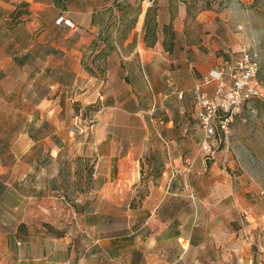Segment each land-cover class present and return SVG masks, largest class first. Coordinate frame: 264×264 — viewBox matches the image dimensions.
<instances>
[{
    "label": "crops",
    "instance_id": "1",
    "mask_svg": "<svg viewBox=\"0 0 264 264\" xmlns=\"http://www.w3.org/2000/svg\"><path fill=\"white\" fill-rule=\"evenodd\" d=\"M113 1L0 0V108L6 104L5 97L16 98L11 106L27 115L24 124L29 125L21 135L32 145L59 146L63 141L61 123L54 112L59 113L60 101L82 106L98 103L99 119L91 127L93 179L102 194L97 200L105 206L123 204L124 198L113 190L141 184L135 179L147 173L140 162L151 146V127L173 124L177 114L172 102L183 98L178 112L188 113L192 89L197 88L196 94L199 88L216 85L205 83L215 70L216 59L201 52L200 44H174L167 51L161 31L155 44L147 46L144 11L135 14L132 22L123 18V10L114 7ZM15 11L20 15L12 22ZM183 28V23L174 28L179 38L184 36ZM195 110L197 115V104ZM43 123L51 129H42ZM32 124L39 128L38 133H31ZM161 140L169 147V138ZM42 155L40 151L39 163ZM176 161L168 151L161 177L148 180L159 194L128 201L135 221L125 234L133 243L118 254L123 256V264H176L185 262L191 253H199L196 263L223 264L217 255L221 245L208 246L206 234L199 231L197 210L193 212L189 199L175 195L169 167ZM30 203L31 199L20 218L15 205L11 224H0V264L111 263V235H104L99 243L83 230L65 244L62 235L20 233L15 224L25 223ZM132 203L136 204L133 208ZM104 213L110 220L112 213ZM76 215L81 217L73 208V217ZM97 245L102 249L99 254ZM207 252L214 254L213 261L205 257Z\"/></svg>",
    "mask_w": 264,
    "mask_h": 264
},
{
    "label": "rangeland",
    "instance_id": "2",
    "mask_svg": "<svg viewBox=\"0 0 264 264\" xmlns=\"http://www.w3.org/2000/svg\"><path fill=\"white\" fill-rule=\"evenodd\" d=\"M207 2L212 7L207 8ZM112 5L126 12L124 19L132 22L140 10L146 13L150 8L148 27L156 23L159 35L161 25L169 24L166 31L164 29L165 49L174 44H200L201 52L215 57V69L226 60L235 61L244 51L248 52L258 65L255 84L264 91V0H114ZM181 23L184 36L179 38L174 28ZM148 33L150 42L153 37L149 28ZM196 89L193 88L187 98L188 113L178 112L183 98L178 102L174 100L172 105L177 116L173 124L151 127V146L140 162L147 173L135 179L141 182L139 186L135 183L128 189L113 190V194L123 197L124 201L122 205L112 206L97 200L102 194L93 179L95 155L91 127L99 119L101 106L98 103L82 106L62 99L59 113L54 114L61 123L59 133L63 141L59 146L32 145L21 135L29 128L24 124L27 115L11 106L16 98L5 97L6 104L0 108V213L4 214L0 216V224H11L10 215L15 214V205L20 218L31 199L25 223L16 221L15 224L22 234L31 230L51 237L62 235L66 244L83 230L99 239V243L104 235L130 233L135 220L133 211H128V201L159 194L147 182L150 177L152 181L161 177L169 151L172 159H177L169 167L175 181V195L189 199L193 212L197 210L199 231L206 234L208 246L221 245L222 250L217 254L220 261L223 264H262L264 99L245 101L229 124L227 137L216 136L212 141V155H207L200 148L202 130L195 110ZM199 89L209 95L215 90L214 87ZM160 136L165 140L169 138V147ZM39 150L44 154L41 163L37 159ZM190 162L193 167L188 172L185 167ZM143 181L146 184H142ZM73 208L81 217H73ZM104 212L112 213L110 220ZM95 247L99 254L102 249ZM198 255L188 254L185 262L176 264H202L195 262ZM204 255L213 261V253ZM122 260L123 256H113L111 263L106 261V264H123Z\"/></svg>",
    "mask_w": 264,
    "mask_h": 264
},
{
    "label": "built area",
    "instance_id": "3",
    "mask_svg": "<svg viewBox=\"0 0 264 264\" xmlns=\"http://www.w3.org/2000/svg\"><path fill=\"white\" fill-rule=\"evenodd\" d=\"M257 70L253 56L244 51L235 61L226 60L219 69L209 72L205 83H216L211 95L197 90V118L202 130L200 148L205 154L212 155V141L216 136L227 137L229 124L245 101L264 99L263 89L255 84ZM192 167L190 162L185 170L190 172Z\"/></svg>",
    "mask_w": 264,
    "mask_h": 264
},
{
    "label": "trees",
    "instance_id": "4",
    "mask_svg": "<svg viewBox=\"0 0 264 264\" xmlns=\"http://www.w3.org/2000/svg\"><path fill=\"white\" fill-rule=\"evenodd\" d=\"M116 2H118V0H116ZM206 7L207 8H209V7H212V5L209 3V2H207L206 3ZM20 15V12H13L12 13V16H11V18H12V22L15 20V19H17V17ZM149 15H150V8H148L147 9V11H146V13H145V23H144V41H145V44L147 45V46H153L154 44H155V42L157 41V24L155 23L154 24V26H152V27H148V22H149ZM122 16H123V18H125L126 16H127V14H126V12H124L123 14H122ZM169 27V24H166V25H164L163 27H162V33L165 35V31H166V29ZM148 28H149V32H150V30H151V32H152V40L150 41V42H148V39H149V33H148ZM164 29H165V31H164ZM175 31V30H174ZM172 34L171 35H174V32H171ZM165 42H166V36H165V39H164V44H165ZM172 46H170V47H168L166 50L167 51H172ZM252 99H254V100H256V98H251V99H249V100H247V102L248 101H250V100H252ZM31 128H30V130H31V133H38V131H39V128H37L36 126H34L33 124L30 126ZM42 129L43 128H45V129H48V124L47 123H43L42 124ZM133 243V239L130 237V236H127V235H124V236H114V238H113V242H112V246H113V248H112V253L114 254V256H117L118 254H120V249H122V247H124V246H126V245H129V244H132ZM133 260H134V258H133ZM262 264H264V262L262 263Z\"/></svg>",
    "mask_w": 264,
    "mask_h": 264
}]
</instances>
